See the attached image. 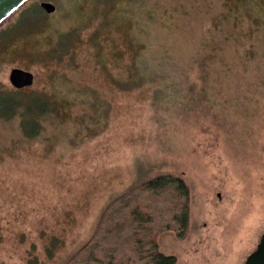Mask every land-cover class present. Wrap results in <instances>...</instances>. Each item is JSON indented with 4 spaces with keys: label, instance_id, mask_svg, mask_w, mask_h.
Listing matches in <instances>:
<instances>
[{
    "label": "rangeland",
    "instance_id": "1",
    "mask_svg": "<svg viewBox=\"0 0 264 264\" xmlns=\"http://www.w3.org/2000/svg\"><path fill=\"white\" fill-rule=\"evenodd\" d=\"M14 66L48 102L30 135L0 117V264L63 263L158 173L190 195L159 250L244 264L264 233V0H26L0 25V91Z\"/></svg>",
    "mask_w": 264,
    "mask_h": 264
},
{
    "label": "trees",
    "instance_id": "2",
    "mask_svg": "<svg viewBox=\"0 0 264 264\" xmlns=\"http://www.w3.org/2000/svg\"><path fill=\"white\" fill-rule=\"evenodd\" d=\"M200 65L202 80L218 77L215 68L204 61ZM138 72L133 66L131 74L141 75ZM14 90L0 91V117L15 114L24 135L36 133L38 115L48 101L38 93L22 95ZM189 199L188 186L172 173H158L133 185L108 202L88 239L61 264H175L173 254L159 250L157 236L163 230L184 236Z\"/></svg>",
    "mask_w": 264,
    "mask_h": 264
},
{
    "label": "water",
    "instance_id": "3",
    "mask_svg": "<svg viewBox=\"0 0 264 264\" xmlns=\"http://www.w3.org/2000/svg\"><path fill=\"white\" fill-rule=\"evenodd\" d=\"M25 1L0 0V23L15 12ZM40 6L46 12H53L55 10V5L49 1H41ZM8 78L10 83L16 88L31 85L33 82L32 72L20 67H12ZM244 264H264V233L261 234L256 248L246 256Z\"/></svg>",
    "mask_w": 264,
    "mask_h": 264
},
{
    "label": "flooded vegetation",
    "instance_id": "4",
    "mask_svg": "<svg viewBox=\"0 0 264 264\" xmlns=\"http://www.w3.org/2000/svg\"><path fill=\"white\" fill-rule=\"evenodd\" d=\"M24 4V3H23ZM14 67H20V68H23V67H21V66H14ZM23 69H26V68H23ZM33 77H34V74H33ZM34 79V78H33ZM27 86H30V85H27ZM27 86H23V87H21V88H16V87H14L15 89H18V90H20V89H22V88H26Z\"/></svg>",
    "mask_w": 264,
    "mask_h": 264
}]
</instances>
